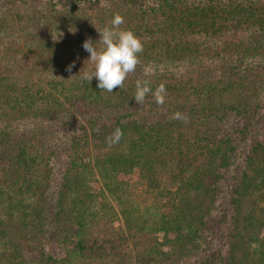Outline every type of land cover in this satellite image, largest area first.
<instances>
[{
  "label": "trees",
  "instance_id": "obj_1",
  "mask_svg": "<svg viewBox=\"0 0 264 264\" xmlns=\"http://www.w3.org/2000/svg\"><path fill=\"white\" fill-rule=\"evenodd\" d=\"M117 12L143 51L107 92ZM0 264H264V0H0Z\"/></svg>",
  "mask_w": 264,
  "mask_h": 264
},
{
  "label": "clouds",
  "instance_id": "obj_2",
  "mask_svg": "<svg viewBox=\"0 0 264 264\" xmlns=\"http://www.w3.org/2000/svg\"><path fill=\"white\" fill-rule=\"evenodd\" d=\"M124 18L120 13H115L110 26L97 29L100 39L98 45H94L89 38L83 43V48L90 53L89 61L92 67L88 72L83 73L82 78L92 81L97 80V87L107 92H113L115 88H122L130 73L136 71L139 64V53L143 51V43L139 37L130 29H123ZM73 65L67 70L71 71ZM151 69H145V75L151 74ZM150 81L137 80L135 85L134 99L139 105H143L148 94L154 96L155 102L162 105L165 100L166 89L163 83L157 86L153 92ZM174 119H181V113L176 112ZM123 136L122 130L117 127L108 136L111 144L119 143Z\"/></svg>",
  "mask_w": 264,
  "mask_h": 264
},
{
  "label": "rangeland",
  "instance_id": "obj_3",
  "mask_svg": "<svg viewBox=\"0 0 264 264\" xmlns=\"http://www.w3.org/2000/svg\"><path fill=\"white\" fill-rule=\"evenodd\" d=\"M33 9H38V10H40V8L39 7H37V8H34V7H32ZM16 18V17H15ZM16 21L17 22H21V21H23V22H25V20H20V18H16ZM31 36V35H30ZM38 40H40V41H42L43 39L42 38H40V39H38ZM224 183H227V184H229V181H227V182H224ZM223 183V184H224ZM220 241H222V237H221V235L218 233L217 235H215L214 236V242H213V245H211V247L209 246V248L210 249H208V250H210V251H212L213 252V257H214V259H213V261L215 262V261H217V250H218V247H219V242ZM57 251H58V253H60V249H57Z\"/></svg>",
  "mask_w": 264,
  "mask_h": 264
}]
</instances>
